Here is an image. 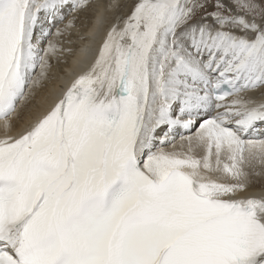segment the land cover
<instances>
[{"label":"snow or ice","instance_id":"obj_1","mask_svg":"<svg viewBox=\"0 0 264 264\" xmlns=\"http://www.w3.org/2000/svg\"><path fill=\"white\" fill-rule=\"evenodd\" d=\"M92 7L0 0V264H264V0H134L13 134Z\"/></svg>","mask_w":264,"mask_h":264},{"label":"bare ground","instance_id":"obj_2","mask_svg":"<svg viewBox=\"0 0 264 264\" xmlns=\"http://www.w3.org/2000/svg\"><path fill=\"white\" fill-rule=\"evenodd\" d=\"M108 2L109 0H93L92 8L78 14L76 27L71 34L60 38L63 41H72L71 44L65 42L63 46L71 47L73 52L71 54L65 53L59 62L53 59L50 79L44 82V85L36 91L34 97L19 108L18 116L13 119V134H19L27 130L47 110L52 101L62 94L75 75L91 61L95 49L99 47V43L111 24L115 22L114 20H117L116 17L120 16L118 18H122L127 15L134 0H121L122 6L120 9L110 16L107 24L101 27L97 18L101 15L103 6ZM81 35L85 37L83 40L79 39ZM50 39L56 38L50 37ZM89 49L92 51L89 52ZM177 144H179V138H177ZM261 192H264L263 175L257 176V178L254 177L247 191L240 195H259Z\"/></svg>","mask_w":264,"mask_h":264},{"label":"rangeland","instance_id":"obj_3","mask_svg":"<svg viewBox=\"0 0 264 264\" xmlns=\"http://www.w3.org/2000/svg\"><path fill=\"white\" fill-rule=\"evenodd\" d=\"M118 17H120V16H117L116 18L118 19ZM114 21L116 22V20H114ZM115 22H114V23H115ZM262 175L264 176V174H262ZM256 178H257V176H256Z\"/></svg>","mask_w":264,"mask_h":264}]
</instances>
